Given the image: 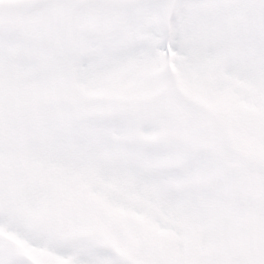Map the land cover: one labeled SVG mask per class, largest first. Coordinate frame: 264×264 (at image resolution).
Here are the masks:
<instances>
[{"label": "snow or ice", "instance_id": "obj_1", "mask_svg": "<svg viewBox=\"0 0 264 264\" xmlns=\"http://www.w3.org/2000/svg\"><path fill=\"white\" fill-rule=\"evenodd\" d=\"M0 264H264V0H0Z\"/></svg>", "mask_w": 264, "mask_h": 264}]
</instances>
